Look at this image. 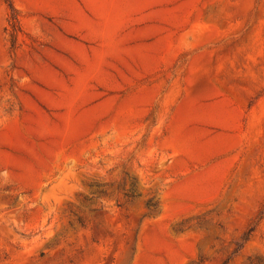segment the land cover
I'll return each mask as SVG.
<instances>
[{
    "label": "rangeland",
    "instance_id": "1",
    "mask_svg": "<svg viewBox=\"0 0 264 264\" xmlns=\"http://www.w3.org/2000/svg\"><path fill=\"white\" fill-rule=\"evenodd\" d=\"M0 264H264V0H0Z\"/></svg>",
    "mask_w": 264,
    "mask_h": 264
},
{
    "label": "bare ground",
    "instance_id": "2",
    "mask_svg": "<svg viewBox=\"0 0 264 264\" xmlns=\"http://www.w3.org/2000/svg\"><path fill=\"white\" fill-rule=\"evenodd\" d=\"M189 185H190V184H189ZM189 185H188V186H189Z\"/></svg>",
    "mask_w": 264,
    "mask_h": 264
}]
</instances>
